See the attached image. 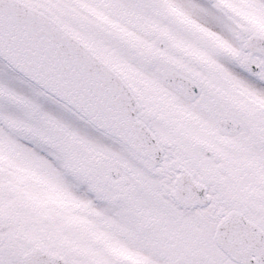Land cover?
<instances>
[{"label":"snow or ice","instance_id":"6c2138e0","mask_svg":"<svg viewBox=\"0 0 264 264\" xmlns=\"http://www.w3.org/2000/svg\"><path fill=\"white\" fill-rule=\"evenodd\" d=\"M0 264H264V0H0Z\"/></svg>","mask_w":264,"mask_h":264}]
</instances>
